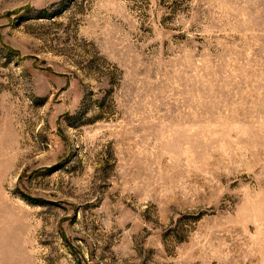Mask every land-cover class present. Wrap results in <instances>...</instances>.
Masks as SVG:
<instances>
[{"label": "rangeland", "instance_id": "obj_1", "mask_svg": "<svg viewBox=\"0 0 264 264\" xmlns=\"http://www.w3.org/2000/svg\"><path fill=\"white\" fill-rule=\"evenodd\" d=\"M0 264H264V0H0Z\"/></svg>", "mask_w": 264, "mask_h": 264}]
</instances>
